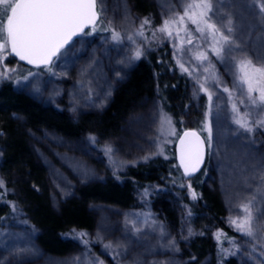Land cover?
<instances>
[{"label":"rangeland","instance_id":"1","mask_svg":"<svg viewBox=\"0 0 264 264\" xmlns=\"http://www.w3.org/2000/svg\"><path fill=\"white\" fill-rule=\"evenodd\" d=\"M182 2L97 0L103 11L95 30L90 29L43 69L11 63L9 47L5 49L0 59V108L13 105L9 92L63 116L78 126V131L68 137L54 129L31 128L26 118L17 116L26 136L25 145L44 172L38 202L25 191L20 175L5 181L2 168L9 142L0 143V180L12 208L11 214L0 221V264H264V128L238 132L231 120L227 94L211 82L206 84L214 92L209 113L207 95L196 80L197 75L201 81L207 75L201 62L193 58L196 45L208 52L222 84L230 89L236 69L232 60L221 62L212 54L210 37L185 44L186 51L174 55V45L180 43L176 37L179 26H173L171 37L157 29L174 12H182ZM214 7L218 9L214 17L217 22L226 24L228 18L233 22V37L240 47L231 55L264 63V0H216ZM145 18L150 24L141 29ZM113 31L120 33L119 41L113 40ZM138 31L143 36L137 35ZM137 48L142 53L139 59L135 58ZM164 48L169 49L163 54L167 61L180 68V59L192 71V75L185 72L191 81L186 84V97L190 87L195 90L190 96L194 103L205 95L203 116L186 120L189 126L173 120L156 89L147 55ZM143 67H147L152 84L124 105V91L131 88L134 76ZM234 94L238 96L239 90ZM239 107L241 114L251 111L250 121L264 119V112L258 109ZM118 115L121 118L116 123L113 118ZM165 117L170 122H165ZM206 123L212 129L211 147ZM188 129L202 134L208 145L207 164L198 182L201 196L193 194V179L184 178L176 159L175 173L168 181L176 193L166 185L142 186L116 177V171L129 166L157 157L175 158L177 138ZM113 185L127 188V203L92 204L88 209L93 219L90 228L67 226L57 234L66 247L61 252L45 248L44 242H51L43 240L49 229L45 232L41 226L44 223L34 220L40 202L44 206L47 198L51 209L59 213L72 194L86 188L101 191ZM248 200H253L254 237L242 234L231 222L243 218L242 205ZM194 206L200 207L198 214L190 212ZM213 214L237 235L226 237Z\"/></svg>","mask_w":264,"mask_h":264},{"label":"snow or ice","instance_id":"2","mask_svg":"<svg viewBox=\"0 0 264 264\" xmlns=\"http://www.w3.org/2000/svg\"><path fill=\"white\" fill-rule=\"evenodd\" d=\"M215 2L216 0H183L182 12H174L170 15L157 31L167 33L171 37L173 26H179L176 27V37L180 43L174 45V55L186 51L185 44H192L196 39L207 41L210 37V51L217 60L223 62L227 58L233 61L232 67L236 71L233 72V88L230 89L222 84L214 63L209 59L208 52L200 51V46L197 44L193 58L201 62L203 73L207 75L203 76L202 81L197 75L196 80L199 89L207 95L209 113L213 107L214 92L210 91L206 84L211 82V85L219 92L227 94V101L231 104V120L237 125V131L251 133L254 127L264 128V119L250 121L251 111L241 114L239 105L264 112V63H254L248 56L237 59L231 55L233 50L239 48L240 45L233 37L234 28L231 18H228L226 24L215 20L214 17L218 13V9L214 7ZM0 8L3 9L0 15V59L3 58L5 49L10 46L15 55L21 60H27L30 64H49L51 58L73 35L82 32L88 25H92L95 30L100 11H103V9L97 10V0H0ZM148 24L150 21L145 18L141 23V29ZM181 32L184 35H181ZM194 33H198L199 36H195ZM137 35L143 36V32L138 31ZM112 38L119 41L120 33L113 31ZM141 55L140 49L137 48L135 58L139 59ZM205 61L207 66H204ZM177 63L183 72L192 75V71L185 67L180 59H177ZM236 90H239L238 96L234 94ZM165 122H170L169 118L165 117ZM205 126L209 132L208 140L209 147H211L212 129L207 123ZM184 135L197 138L196 157L198 160L200 145L203 141L199 140L196 132H186ZM181 143L183 144L184 141L182 140ZM107 150L111 151V148ZM181 163H184L183 156ZM185 170L187 171V166ZM2 186L3 181L0 180V187ZM252 204L253 200L244 203L242 205L243 218L239 222L231 221L239 232L249 237L255 235Z\"/></svg>","mask_w":264,"mask_h":264},{"label":"trees","instance_id":"3","mask_svg":"<svg viewBox=\"0 0 264 264\" xmlns=\"http://www.w3.org/2000/svg\"><path fill=\"white\" fill-rule=\"evenodd\" d=\"M166 50L169 49L164 48L157 52H150L147 55L149 67L153 69V73L155 74V78L154 76L153 78L156 82V89L165 110L170 113L173 120L176 122L181 120L186 124V120L198 119L195 115L199 117L203 116L204 109L202 105L206 101L205 95L201 96L198 103H194L190 96L195 90L190 87L187 91L188 97H186V84H189L190 80L188 78L190 77L178 66L172 64L171 60H166V57L163 55L166 53ZM160 55H163V58ZM10 61L13 64L17 63L21 65L13 58H10ZM151 84L150 73L147 67H143L139 74L134 76L131 88H127L124 91L122 96L124 105L133 102L137 96L145 91V87L151 86ZM2 86L5 88L7 84ZM7 93L8 98L13 97V105L7 109L0 108V132H2L0 143H4L6 140L9 142V151L6 152L5 162L3 163L4 167L1 170L7 176L5 177V181L14 174L20 175L22 178L21 185L30 195L32 201L37 200L38 202L41 195L37 191L44 172L42 167L36 163L31 151L25 145L26 136L22 133L17 116L20 115L26 118L31 128L37 129V127H45L54 129L64 133L68 137L71 136L72 132L78 131V126L70 124L63 116L54 113L52 110H42L25 97ZM197 109L200 113L197 112ZM120 118L121 116L118 115L113 120L118 123ZM66 123L68 126L65 125ZM186 125L189 126L188 124ZM174 165L175 158L173 155L168 158L157 157L148 162L116 171V177L125 182H133L142 186L166 185L168 190L176 193L175 187L168 182L170 174L175 173ZM201 177L202 173L192 180L194 182V195L201 196L200 184L198 183ZM42 199L44 200L45 198L42 197ZM129 199V191L126 187H121V185H113L107 189H101V191L86 188L72 194L66 199L59 213H55L51 209L46 198L44 200L46 201L44 206H41V202V205H37V216L34 215V220L38 221L40 225L44 223L41 226L42 228L45 227L43 229L45 232V229H49V235L44 234L43 240L45 241L46 239L48 241L49 239L51 242H44L45 248L53 252H61L60 249H64L66 246L57 238V234L65 227L71 225H75L81 229L90 228L93 224V219L89 216L88 209L92 204L95 205L103 203L104 201L127 203ZM200 210L199 206H194L190 212L192 214H198ZM11 212L12 208L7 201L4 188L0 187V221L9 216ZM214 217L219 230L226 237L237 235L220 216L215 215ZM52 237L56 239L54 242Z\"/></svg>","mask_w":264,"mask_h":264},{"label":"water","instance_id":"4","mask_svg":"<svg viewBox=\"0 0 264 264\" xmlns=\"http://www.w3.org/2000/svg\"><path fill=\"white\" fill-rule=\"evenodd\" d=\"M97 10L99 11L98 4H97ZM100 19H101V14L99 15V19L96 25L99 23ZM92 28H93L92 25H88L84 28L82 32H78L76 35H73L70 38V40L59 50V52L51 58V62L49 64H35V63L30 64L28 63L27 60H21L19 56L15 55V53L11 51L10 46H9V55L11 58L15 59L22 66H25L30 69H42L51 65L64 50L69 48L74 42H76L79 38L84 36ZM186 132H196L199 137V140L203 141V144L200 145V155L198 160L196 157V148L198 145L197 138L193 136H185L184 134ZM182 140L184 141L183 144L181 143ZM182 156L184 158V163H181ZM175 159L185 179L191 180L197 177L199 174H201L208 160V145L204 136L200 134L198 131L193 129H188L183 131L178 136L175 144ZM186 166H187V171L185 170Z\"/></svg>","mask_w":264,"mask_h":264}]
</instances>
